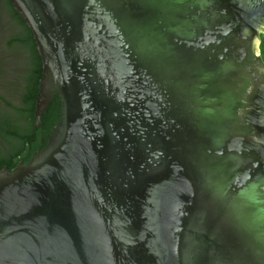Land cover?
<instances>
[{
    "label": "water",
    "instance_id": "1",
    "mask_svg": "<svg viewBox=\"0 0 264 264\" xmlns=\"http://www.w3.org/2000/svg\"><path fill=\"white\" fill-rule=\"evenodd\" d=\"M10 2L62 118L0 172V264H264V0Z\"/></svg>",
    "mask_w": 264,
    "mask_h": 264
},
{
    "label": "trees",
    "instance_id": "2",
    "mask_svg": "<svg viewBox=\"0 0 264 264\" xmlns=\"http://www.w3.org/2000/svg\"><path fill=\"white\" fill-rule=\"evenodd\" d=\"M0 7L2 19L11 24V28L7 27V37H11L3 44V50L7 55L19 54L22 58V73L17 81L13 80L14 58L0 60V139L4 144L0 154L1 172L4 168L10 171L17 168L21 160L19 156L22 155L25 164L45 149L54 127L62 118V101L57 92L53 93L37 125L35 112L43 75L37 43L32 30L10 0H0ZM262 40L261 55L264 59V36ZM3 63H6V68Z\"/></svg>",
    "mask_w": 264,
    "mask_h": 264
},
{
    "label": "flooded vegetation",
    "instance_id": "3",
    "mask_svg": "<svg viewBox=\"0 0 264 264\" xmlns=\"http://www.w3.org/2000/svg\"><path fill=\"white\" fill-rule=\"evenodd\" d=\"M2 13H3V11H1V7H0V60L1 61H6L9 58L10 59L14 58L15 68L13 69L14 70L13 72L15 74V78L13 80H16L17 81L18 80V77L22 73V71H21L22 70L21 69L22 58L20 57L19 54L7 55L6 51L3 50V44L5 42H8L9 38L11 37V36L10 37H7V35L9 34L8 33L9 30H8L7 27H10L11 28V24L9 22H8V24L5 23L4 19H2L3 18L2 17ZM6 66H7L6 63H3V67L6 68ZM3 149H4V144H3V142L0 139V154L2 153ZM19 158L21 159L20 162H19V164L20 163H23L22 155L19 156ZM4 169H6V168H4Z\"/></svg>",
    "mask_w": 264,
    "mask_h": 264
},
{
    "label": "rangeland",
    "instance_id": "4",
    "mask_svg": "<svg viewBox=\"0 0 264 264\" xmlns=\"http://www.w3.org/2000/svg\"><path fill=\"white\" fill-rule=\"evenodd\" d=\"M262 43H263V40H262ZM264 60V59H263Z\"/></svg>",
    "mask_w": 264,
    "mask_h": 264
}]
</instances>
